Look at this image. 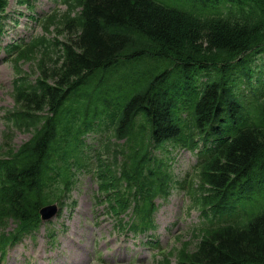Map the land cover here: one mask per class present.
Instances as JSON below:
<instances>
[{"label": "trees", "instance_id": "obj_1", "mask_svg": "<svg viewBox=\"0 0 264 264\" xmlns=\"http://www.w3.org/2000/svg\"><path fill=\"white\" fill-rule=\"evenodd\" d=\"M201 1L229 3L225 7L230 13L201 19L153 0H78L83 6L80 15L64 24L72 35L63 64L45 72L55 83L42 80L33 91H22L27 108L18 113V118L37 125L41 116L36 110L48 106L58 111L67 98L81 94L96 76L130 67L131 79L122 80L131 85L134 97L118 128L124 129L135 115L148 122L155 140L172 135L168 127L172 122V96L201 82L203 70L213 68L229 76L233 60L255 47L258 52L264 51V0ZM238 64L247 67L245 58ZM222 74L200 84L202 96L196 105L199 127L236 111L234 86ZM54 126L46 127L35 144L28 142L16 152L10 150L11 160L3 167L7 179L23 181L28 192L25 188L4 190L0 207L16 210L23 221L34 218L43 201L34 176L38 169L34 154L53 136ZM133 159L138 156L131 154L130 161ZM257 169L264 171V104L259 122L230 140L209 163L205 178L211 187L203 202L227 187L231 197L237 181ZM5 202L10 206L5 208ZM6 240L7 236L0 234V242ZM188 258L191 264H264V214L247 228L229 225L211 230Z\"/></svg>", "mask_w": 264, "mask_h": 264}, {"label": "rangeland", "instance_id": "obj_2", "mask_svg": "<svg viewBox=\"0 0 264 264\" xmlns=\"http://www.w3.org/2000/svg\"><path fill=\"white\" fill-rule=\"evenodd\" d=\"M166 3L170 4H179L181 6H189L191 0H163ZM60 3V8L62 11L66 9V4L61 0H37L35 2V11L37 13H44ZM20 6L17 0H10L9 12L12 14L13 18H18L17 11L24 9ZM17 10V11H16ZM27 15L29 11H27ZM58 18V17H57ZM19 23L17 26L11 28V32L8 33V37L0 41V56H4V45L10 42L11 40H20L21 38H29L31 35H50L56 32V28L51 27L50 32H48L43 25L39 22H32L27 16H23L18 19ZM60 37H66V33H59ZM61 48L57 46V49ZM7 51H9L7 49ZM38 56H41L38 53ZM16 66L25 72L26 75L35 76L39 73V67L37 65V59H29L23 57L22 59L16 60ZM250 74L246 75L245 73H240L237 76L239 87L244 90H249L258 84V78L260 77L261 70H264V57L256 56L253 60L249 62ZM18 71L16 67H13L10 60L0 57V132L6 127V120L3 118L4 111L7 108H11L14 105V99L12 94V89L14 84H12L13 76L16 77ZM101 92L97 90L95 96H100ZM254 108L251 109V113L257 117L258 114V102L259 95L253 97ZM259 119V118H257ZM148 123H145L141 131L137 134V141L141 142V134L147 131ZM30 136L27 132H18L15 136L16 142L20 143L27 139ZM2 141V136L0 135V142ZM178 156L176 160V172L180 178L184 177L187 172L194 173L197 170V162L199 161V156L196 151L190 150L188 148H179ZM170 167V159H165ZM201 169V168H200ZM257 171H260L257 169ZM264 175V171H261ZM194 177V176H193ZM88 177L85 176L80 182L76 184V187L73 190L72 197L77 200L76 206H72L64 211L65 226L66 228L62 229L57 237L56 244H52V237L49 236V231H52L49 228L41 226V229L34 235L28 236L24 239L23 243L12 248L6 257V262L4 264H75V260L71 255V249L69 248V236H72L78 226L81 224L82 228V238L85 243L93 246V237L94 230L89 226L88 217L92 216V204L93 200L91 197V191L95 188L92 186L93 181L88 182ZM15 183V181H14ZM22 187L23 185H18ZM196 189H194V192ZM179 201L182 203L187 200L186 195L183 191L175 192L171 196V202ZM195 208H200L195 206ZM247 211L250 214H258L264 211V190L257 194L254 199L247 204ZM199 211L197 209L193 210L192 220L193 222L198 220ZM63 219L56 221V227H60V223ZM191 228L187 231V240L191 241V246L193 247L194 241L199 238H194L195 235L201 234V231H194L190 233ZM75 235V234H74ZM194 235V236H193ZM99 237V234L97 233ZM177 239L179 238L176 237ZM102 245V243H101ZM180 245V243H179ZM88 264H125V263H115L105 260L92 259Z\"/></svg>", "mask_w": 264, "mask_h": 264}]
</instances>
